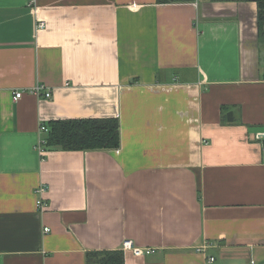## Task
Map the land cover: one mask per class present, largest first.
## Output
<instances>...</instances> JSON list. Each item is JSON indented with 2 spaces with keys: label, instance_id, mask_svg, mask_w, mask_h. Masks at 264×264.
<instances>
[{
  "label": "crops",
  "instance_id": "0c3cea01",
  "mask_svg": "<svg viewBox=\"0 0 264 264\" xmlns=\"http://www.w3.org/2000/svg\"><path fill=\"white\" fill-rule=\"evenodd\" d=\"M262 39L252 1L0 0V264H264ZM86 118L120 149L41 157Z\"/></svg>",
  "mask_w": 264,
  "mask_h": 264
},
{
  "label": "trees",
  "instance_id": "16d2710c",
  "mask_svg": "<svg viewBox=\"0 0 264 264\" xmlns=\"http://www.w3.org/2000/svg\"><path fill=\"white\" fill-rule=\"evenodd\" d=\"M196 0H158L160 4L192 3ZM252 1L258 5V23L264 44V0H210ZM44 135L47 151H92L120 149L121 126L117 118H86L52 120ZM86 264H125L122 251H94L86 254Z\"/></svg>",
  "mask_w": 264,
  "mask_h": 264
},
{
  "label": "built area",
  "instance_id": "2783aa9c",
  "mask_svg": "<svg viewBox=\"0 0 264 264\" xmlns=\"http://www.w3.org/2000/svg\"><path fill=\"white\" fill-rule=\"evenodd\" d=\"M37 0H33V3H36ZM38 27L43 28L45 27V23L44 22H40ZM31 94L36 95L38 97H43L46 99H51L52 98V91L47 88L44 84H38L35 87H33V89L30 90ZM24 91H16L14 94V101H18L22 98V96L24 95ZM48 132V127L46 124H42L40 125V133L42 135H45ZM263 135H259V138L261 139ZM45 138L44 136H42L38 142L37 145V150L39 151L41 157L45 156L46 153V149H45ZM46 191V187L44 185H40L36 190H35V194L38 197L37 200V206L40 209V211H45L46 208L48 207V205L45 203V201L43 200L42 196ZM45 232H49V228H45ZM204 249L206 247H203ZM124 250L127 251H131L133 252L136 256H144V255H150L152 253H154L153 249H144V248H140L138 246H136L132 241H125L124 242ZM210 261H214L213 258L210 259Z\"/></svg>",
  "mask_w": 264,
  "mask_h": 264
}]
</instances>
